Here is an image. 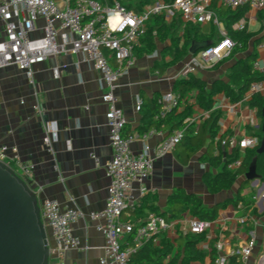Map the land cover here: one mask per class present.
I'll return each mask as SVG.
<instances>
[{
    "label": "crops",
    "instance_id": "obj_1",
    "mask_svg": "<svg viewBox=\"0 0 264 264\" xmlns=\"http://www.w3.org/2000/svg\"><path fill=\"white\" fill-rule=\"evenodd\" d=\"M215 6L218 11L225 5ZM259 10L252 7L247 19L243 18L249 31H259L264 25V21L258 18ZM164 20L168 24L176 23L182 39L187 23L180 17L172 21L165 18ZM199 25L202 33L210 36V42L221 37L220 26L226 29L225 21L222 19L220 26L215 23ZM5 35V23L0 16V40L4 39ZM262 43L264 41L260 44ZM260 44L257 47L258 56L255 61L258 67L255 68L264 73V45ZM170 45V40L158 42L155 52L142 54L139 53L140 49L136 48L133 64L128 66L126 63V70L120 77L115 92L117 105L123 109L127 118L125 135H143L145 113L153 108L154 101L159 103L163 110L164 95L171 90L174 91L176 80L185 76L182 72L190 61V56L177 63L181 65L169 73L167 69L177 64L163 66L172 60L174 50L169 48ZM243 56L244 54L238 55ZM112 63H115V60ZM55 67L61 68L60 78L54 76ZM213 67L199 69L194 74L207 80L210 85L219 79L228 80L225 73L219 69L213 70ZM33 70V78L17 65L0 70V143L16 146L23 161L35 164L37 174L32 186L35 189L42 188L39 193L40 201L45 198L57 199L62 209L78 208L86 215L74 224V232L81 239V248L69 250L66 253L65 264H100L105 254L106 238L104 233L97 229V223L88 215L92 211H101L106 207L111 183L106 164L112 159L113 150L106 117L109 106L102 97L104 92L102 73L87 61L83 53L51 56L43 63L36 64ZM249 101L250 98H246V94L242 100L234 101L221 91L214 97L212 111H208L210 115L213 111L221 113L218 120L219 135L215 140V154H221L224 161L227 160V155L232 154L234 148L230 145L226 147L223 142L218 143L223 135L240 139L245 135L254 134L260 140L264 139L263 129L260 132L249 125L251 117H256L263 125L262 118L249 105ZM139 102L142 103L141 108H138ZM202 112L207 111L196 103V93H190L184 96L181 106L167 116L160 129L169 135L173 132L172 125L178 120L176 116L185 113L180 121L186 116ZM47 124H53L56 129L54 152L49 151L45 145ZM162 139L161 135L155 134L147 139L146 143L150 147H155ZM143 145L142 140H135L131 145L133 152L139 154ZM179 145L170 153L156 159L150 176L143 184L135 185L138 195V189L140 190L142 186L147 188V192L142 196L143 202L139 210L126 213L123 217L125 221L145 220L149 212L154 211L152 209L154 205L160 213H164L167 210L168 199L177 187L197 194L208 206L236 197L239 182L230 190L209 192L203 174L212 166L203 161L200 154L193 157L188 164L181 163L177 154L183 149ZM216 171L213 168V173ZM252 193H255L256 198L253 206L245 207L242 202L238 205L230 202L220 210L219 217L210 222L198 244L206 253L205 259L194 261L192 264H214L215 258L221 254H228L231 249L239 247L253 236L256 238V245L247 264H264L263 178L255 183L251 182L243 192ZM167 217L164 218L170 227L154 236L153 243L159 246L162 240H169L173 245L174 256L180 248H184L183 237L191 232L190 223L194 216L186 211L171 220ZM48 232L51 248H55L56 241L50 227ZM129 236L125 239V248H130ZM220 243L223 245L222 249L218 246Z\"/></svg>",
    "mask_w": 264,
    "mask_h": 264
},
{
    "label": "built area",
    "instance_id": "obj_2",
    "mask_svg": "<svg viewBox=\"0 0 264 264\" xmlns=\"http://www.w3.org/2000/svg\"><path fill=\"white\" fill-rule=\"evenodd\" d=\"M226 5L233 9L250 4L256 9H264V0H152L141 11L130 9L120 1L104 4L99 0H0V16L5 23V37L0 40V70L10 65H17L30 78L34 75V66L43 63L51 56L79 54L86 55L95 69L103 76V100L109 109L106 117L110 128V144L113 157L106 164L107 174L111 179L106 207L101 211H92L89 218L97 223L96 227L106 238L105 254L100 264H131L132 249L125 248L127 236L136 232L135 247L144 240H149L170 225L166 219L155 211H150L145 220L125 221L124 215L136 211L141 206L142 196L147 192L141 187L139 195L135 185L143 184L150 176L156 159L173 151L183 140L185 131L176 129L169 135L157 127L143 135H125L127 123L125 112L117 105L116 90L120 77L128 66L133 64L135 50L142 43L148 31L149 21L156 16H163L172 21L180 17L185 23L221 25V18L215 5ZM44 20L40 25L39 21ZM245 19L235 25L236 30L244 29ZM156 34V32H154ZM221 37L208 48L191 55L190 61L183 69L186 76L199 69L213 67L228 56L234 42L227 30L220 26ZM261 46L264 43L260 44ZM111 58L115 60L112 63ZM258 67V63L255 65ZM54 76L61 77V68H54ZM264 92V80L255 81L246 93L252 98L255 93ZM184 101L181 95L171 90L163 97L164 109L156 115L160 119L167 111L179 108ZM142 103L139 102L138 108ZM210 113L202 112L186 117L185 123H197L208 119ZM262 122L256 117L249 118V125L260 129ZM263 127V126H262ZM155 134L163 139L150 147L146 140ZM56 129L53 124L46 125L45 145L54 152ZM142 140L144 145L139 154L132 150V143ZM231 147L256 149L260 145L257 135H245L240 139L230 136L227 141ZM93 157L97 159L96 155ZM0 161L10 165L20 176L34 180L37 169L35 164L23 161L16 146L0 143ZM242 159L229 165L238 169ZM35 189V188H34ZM41 187L35 189L39 194ZM41 214L47 227H50L56 241L51 248V264H65L66 253L81 248V239L74 232V224L86 215L78 208L62 209L57 199L45 198L41 201ZM210 226L209 221L192 218V233L204 234ZM256 238L239 247L231 249L228 254H221L214 264H247L253 254ZM219 248L222 249L220 243Z\"/></svg>",
    "mask_w": 264,
    "mask_h": 264
},
{
    "label": "trees",
    "instance_id": "obj_3",
    "mask_svg": "<svg viewBox=\"0 0 264 264\" xmlns=\"http://www.w3.org/2000/svg\"><path fill=\"white\" fill-rule=\"evenodd\" d=\"M99 1L104 4H113L115 1H120L130 9L141 11L152 0H129L128 3L123 0ZM166 1L173 2L174 0ZM251 8L252 6L247 4L236 9L226 5L218 9L220 18L225 21L229 37L234 42V47L231 53L216 63L214 67H217L224 61L229 62L228 80L219 79L210 85L204 78L189 73L177 79L174 85V91L180 94L181 98L184 99V96L195 92L196 103L202 109L212 111L214 97L219 92L223 91L232 100L239 101L244 98L253 82L264 80V73L255 68V61L258 56L257 47L264 41V25L256 32L249 31L247 24L241 30H234L233 28L243 18L247 19ZM258 18L262 22L264 21V9L259 10ZM148 26V31L142 39V43L137 48L140 49V54L145 52L153 53L157 49L158 42L170 40L171 45L169 48L174 50V54L172 60L169 63H164L163 66L177 64L186 56H190V47L196 40L209 41L210 46L216 43V41L210 42V36L202 33L199 24L187 23L182 39L176 23H166L163 16L153 17L149 21ZM240 54H244V56L238 57ZM113 60L111 58L112 62ZM249 105L257 111L258 116L263 120L264 94L255 93L250 99ZM173 110L175 111L177 108ZM173 110L170 112L167 111L160 119H156L155 116L161 114L162 110L161 105L154 101L153 108L148 110L144 115L142 128L146 132L153 127H163L167 116L174 113ZM182 115L179 117L176 116L178 120L174 122L171 129V131L176 129H183L185 131L184 138L179 145L183 150L177 154L180 162L188 164L193 157L200 154L203 161L208 162L217 170L216 173L208 172L204 176V181L209 192L218 193L220 191L230 190L238 182L240 183L239 189L235 198L208 206L204 204L202 198L197 194L190 193L185 188L177 187L171 193L168 199L167 210L164 213H160L155 205L152 209L163 217L168 216L167 218L169 220L177 218L184 212L189 211L196 218L213 222L219 217L220 210L225 208L230 202H233L235 205L242 202L245 207L253 206L256 202L255 193L243 194L244 190L252 182L247 181L245 176L250 166L256 161L259 177L264 180V152L262 154H258L257 152L264 139L261 138L260 145L256 149H242L239 146L234 147L232 154L227 155V160L224 161L221 154H215V140L219 135L218 120L221 117L220 111H213L210 117L200 124H186L184 121L187 116L179 121ZM262 129L263 127L261 126L259 131L262 132ZM228 138L226 135H223L218 140V143L221 144L223 140L227 141ZM228 145V142L225 143L226 147ZM239 158L242 159L241 166L236 170L230 169L229 165ZM135 238L136 232L132 233L128 240L130 249L133 250L130 256L131 264H192L194 261H203L206 257V253L198 247V244L203 239V234L186 233L183 237L185 240L184 248H180L179 252L174 256L173 245L169 240L164 239L161 245L156 246L153 243V237L149 240H144L139 247H135ZM237 261L234 258L233 261L231 260V263L236 264Z\"/></svg>",
    "mask_w": 264,
    "mask_h": 264
},
{
    "label": "water",
    "instance_id": "obj_4",
    "mask_svg": "<svg viewBox=\"0 0 264 264\" xmlns=\"http://www.w3.org/2000/svg\"><path fill=\"white\" fill-rule=\"evenodd\" d=\"M209 46V41H194L190 56ZM262 126L264 131V118ZM257 152H264V141ZM245 179L253 183L260 179L256 161ZM50 261L51 244L39 194L27 179L0 161V264H51Z\"/></svg>",
    "mask_w": 264,
    "mask_h": 264
},
{
    "label": "rangeland",
    "instance_id": "obj_5",
    "mask_svg": "<svg viewBox=\"0 0 264 264\" xmlns=\"http://www.w3.org/2000/svg\"><path fill=\"white\" fill-rule=\"evenodd\" d=\"M123 1H125L126 3H128V1L129 0H123ZM40 25H43L44 23H43V20L41 19L40 20V23H39ZM217 28H219V27H217ZM219 33V32H218ZM181 65V63L180 64H177V65H174V66H170L168 69H167V72L169 73V72H171L172 70H174V69H176L177 67H179ZM228 66H229V62H222V63H220L217 67H213L212 69L213 70H220V71H222L223 73H225V75H227V70H228ZM184 75V74H183ZM208 169V168H207ZM208 172H210V173H213V168L211 167V169L209 168L207 171H205L204 172V174H203V176L204 175H206V173H208ZM25 179H27L28 180V182L32 185V183H33V181H32V179H30V178H28V177H25Z\"/></svg>",
    "mask_w": 264,
    "mask_h": 264
}]
</instances>
